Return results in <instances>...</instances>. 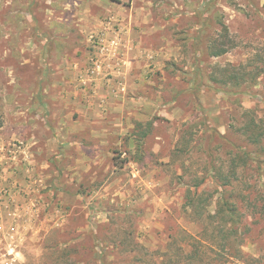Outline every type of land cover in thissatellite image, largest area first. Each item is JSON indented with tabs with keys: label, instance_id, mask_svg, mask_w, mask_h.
I'll use <instances>...</instances> for the list:
<instances>
[{
	"label": "rangeland",
	"instance_id": "1",
	"mask_svg": "<svg viewBox=\"0 0 264 264\" xmlns=\"http://www.w3.org/2000/svg\"><path fill=\"white\" fill-rule=\"evenodd\" d=\"M251 118L264 0H0V264H264Z\"/></svg>",
	"mask_w": 264,
	"mask_h": 264
},
{
	"label": "trees",
	"instance_id": "2",
	"mask_svg": "<svg viewBox=\"0 0 264 264\" xmlns=\"http://www.w3.org/2000/svg\"><path fill=\"white\" fill-rule=\"evenodd\" d=\"M226 53H227V49H218L215 46L210 47V55L212 57H220ZM240 130H241L243 136L246 137L247 141L251 145L258 147V149L261 152H264V125L260 121H257L255 119L251 118L248 122L245 123V125ZM235 159H237V158L235 157ZM238 161H240V157H238ZM232 165H233V168L230 171V175L234 176L237 168L240 165L236 166L235 161L232 162ZM219 176H221V175H219ZM225 178H227V177H225ZM224 185L225 186H231V184L228 181H226V183ZM197 187H198V185L195 186V189H197ZM202 199L203 198L201 197V195L196 196V197H192L190 199V204L193 206L194 210H197L200 203L202 201H204V199L203 200ZM235 200H238V198ZM196 201L199 202V204L197 206H195ZM221 205H222V207L225 208L224 210L221 207ZM221 205L219 207H220V213H221L220 215H221L222 221H224V223L230 224V228L226 232L219 230L218 233L214 234V235L218 236L219 238L221 237V240L224 241L223 247L227 248L228 250H231V242L236 243L237 242L236 240L238 237V231H237L236 227H234V225L236 224L235 219H236V217H238V215L236 214L237 205L235 203L232 204V203H229L227 201L222 202ZM227 219H228V221H227ZM220 234H224L226 236H220ZM228 240H229V242H227ZM205 254H206L205 252L203 254H201L197 250H196V252L193 251L189 255L185 256V258H184L185 264H211V263H208L211 260L209 261V259H204V258H206ZM211 262H214V261H211Z\"/></svg>",
	"mask_w": 264,
	"mask_h": 264
}]
</instances>
